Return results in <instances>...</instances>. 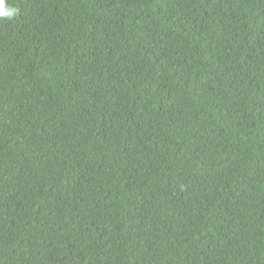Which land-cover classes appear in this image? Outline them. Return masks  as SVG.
<instances>
[{"label": "trees", "instance_id": "trees-1", "mask_svg": "<svg viewBox=\"0 0 264 264\" xmlns=\"http://www.w3.org/2000/svg\"><path fill=\"white\" fill-rule=\"evenodd\" d=\"M0 264H264V0H6Z\"/></svg>", "mask_w": 264, "mask_h": 264}, {"label": "clouds", "instance_id": "clouds-1", "mask_svg": "<svg viewBox=\"0 0 264 264\" xmlns=\"http://www.w3.org/2000/svg\"><path fill=\"white\" fill-rule=\"evenodd\" d=\"M19 15V10L9 6L6 0H0V19H14Z\"/></svg>", "mask_w": 264, "mask_h": 264}]
</instances>
